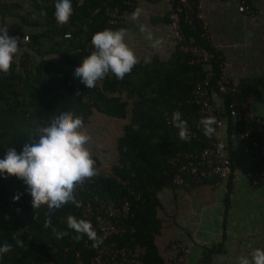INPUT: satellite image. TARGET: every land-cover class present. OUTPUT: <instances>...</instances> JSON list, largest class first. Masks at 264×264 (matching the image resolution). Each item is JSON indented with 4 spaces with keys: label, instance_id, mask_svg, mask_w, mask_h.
Returning <instances> with one entry per match:
<instances>
[{
    "label": "trees",
    "instance_id": "trees-1",
    "mask_svg": "<svg viewBox=\"0 0 264 264\" xmlns=\"http://www.w3.org/2000/svg\"><path fill=\"white\" fill-rule=\"evenodd\" d=\"M55 3L53 0L47 8L38 7V17L30 23L42 31L28 34L29 40L20 44L25 50L16 55L10 73H0V159L8 148L19 153L25 144L38 142L32 133L36 124L43 121L47 125L63 112L82 117L84 124L94 111L126 123L115 141L117 158L110 174L99 172L77 188L81 207L68 203L48 215L44 205L36 212L27 185L15 176L0 173V246L7 242L13 249L0 254V264H75L76 260L88 264L91 252L84 248V237L74 239L77 233L67 227V217L83 219L85 205L94 197L115 203L128 201L132 213L129 224L146 249L143 264H164L154 239L161 228L156 216L160 206L157 194L174 187L166 157L177 152L198 153L215 140L214 135L206 137L200 126L196 138L187 143L180 139L177 128L167 124L177 110L190 126L201 121L200 107L189 102V97L204 77L203 69L189 53L175 46L168 62H139L123 80L109 75L89 89L74 76L75 69L93 50L94 33L121 28L118 16L126 8L124 0H83L81 4L71 0L73 15L63 26L55 20ZM42 11L46 16L40 15ZM112 20L116 23L110 24ZM66 34L69 37H64ZM190 34L197 36L198 32ZM25 35L15 33L12 37L22 40ZM206 47L214 54L210 64L215 77L209 85L215 93L222 60L213 47L207 43ZM256 87L264 89V79ZM221 97L227 103L232 95ZM255 98L264 103V96L255 93ZM227 126L229 136L233 129L243 128L230 118ZM15 196L20 199L14 201ZM48 220L51 227L46 228ZM53 228L68 235L57 239ZM15 239L22 240L23 247L16 246Z\"/></svg>",
    "mask_w": 264,
    "mask_h": 264
},
{
    "label": "crops",
    "instance_id": "crops-1",
    "mask_svg": "<svg viewBox=\"0 0 264 264\" xmlns=\"http://www.w3.org/2000/svg\"><path fill=\"white\" fill-rule=\"evenodd\" d=\"M52 1L0 0V28H8L10 36L41 32L42 28L31 26L30 22L38 17V7L47 8ZM75 1L81 4L83 0ZM250 3L253 16L237 13L232 2H205L200 13L207 25L210 45L221 56L225 74L240 90L237 96L249 98L250 113L264 119V103L255 98V93L264 96V89L256 87L264 79V0H250ZM137 7L143 10L142 14L132 20L131 13ZM167 14L165 0H135L133 8H123L119 13L121 28L127 29V43L139 62L145 63V57H150L151 62L154 59L168 62L174 53L176 45ZM141 25L154 38L163 39L160 48L150 46L147 32L140 31ZM24 50L20 47L17 56ZM213 102L219 104L221 100L214 95ZM227 130L226 122L225 129L218 130L214 136L230 141L232 175L227 181L189 183L162 189L157 194L160 206L156 216L161 228L154 243L162 258L172 241L189 246L187 264H238L239 257L251 258L252 250L264 249V183L254 185L245 179L249 157L243 144L229 136Z\"/></svg>",
    "mask_w": 264,
    "mask_h": 264
},
{
    "label": "built area",
    "instance_id": "built-area-1",
    "mask_svg": "<svg viewBox=\"0 0 264 264\" xmlns=\"http://www.w3.org/2000/svg\"><path fill=\"white\" fill-rule=\"evenodd\" d=\"M165 1L168 6V24L177 48L183 53H189L193 58L192 61L199 63L204 72L202 80L192 89L189 102H194L200 107L198 113L201 119L215 118L216 123L213 125L215 133L225 129L229 118L234 123L242 124V129H233L230 135L235 141L243 144V150L249 157L250 167L244 173V177L254 185L264 183V119L254 117L250 113L249 98L237 96L240 90L230 82L223 70V64L219 67L217 75V92H213L209 81L215 77L210 64L214 54L206 47V43L212 46L207 25L200 13L201 5L205 2L214 4L232 2L235 3L237 13L253 16L254 10L250 0ZM124 4L128 8H133L135 0H124ZM114 23H116L114 20L110 22V24ZM194 30L198 32L197 36L190 34ZM24 37L22 41L27 42L28 35ZM64 37H69V35L66 34ZM213 49L218 53L217 49L214 47ZM210 93H213L212 99ZM219 94L221 96L232 95V97L225 103ZM214 95L221 100V103L213 102ZM167 124L175 127L172 119H167ZM186 125L189 137L187 143H189V140L196 138V130L201 124L199 122L193 126ZM214 139L198 153L177 152L166 157L167 163L171 166L172 186L182 187L189 183L202 184L210 180L225 182L229 179L232 175V160L228 140L215 137ZM82 215L84 220L91 222L97 234L95 242L84 236V248L91 252L88 264H143L146 249L138 242L134 228L129 224L132 213L128 201L115 203L94 197L92 202L86 203ZM189 254L188 245L172 241L165 249L164 264H187ZM75 264L81 263L76 260Z\"/></svg>",
    "mask_w": 264,
    "mask_h": 264
},
{
    "label": "clouds",
    "instance_id": "clouds-1",
    "mask_svg": "<svg viewBox=\"0 0 264 264\" xmlns=\"http://www.w3.org/2000/svg\"><path fill=\"white\" fill-rule=\"evenodd\" d=\"M142 11L137 7L131 13V19L137 20ZM40 15L46 16V12L42 11ZM72 15L71 0H56L54 16L58 25L68 24ZM140 31L147 32L146 39L151 41L153 49L163 45V39L154 38L146 26L141 25ZM127 34V29L124 28L104 29L94 33L91 37L93 50L89 55L83 56L74 76L89 89L95 88L98 82L109 75L123 80L139 63L134 49L127 43ZM21 43L19 37L9 35L8 28H0V73H10ZM144 62L150 63V57H145ZM172 121L180 130V139L187 141L189 137L186 121L178 110L173 113ZM215 123V118L212 117L201 119L200 124L206 137L212 138L214 135ZM32 133L38 137V142L25 144L19 153L15 148H8L4 158L0 159V173L15 176L27 185L32 197V207L36 212L44 205L47 206L48 215L68 203L81 207L82 201L76 198L77 188L99 174L88 147L93 138L84 130L83 118L70 111L63 112L52 118L47 125L43 121L37 123ZM13 199L18 201L20 197L15 196ZM44 227H51L50 220L45 222ZM67 227L77 233L74 237L77 241L84 236L94 242L97 240V234L89 221L68 216ZM53 233L57 239L68 235L66 231H57L55 228ZM15 244L23 247L22 240L15 239ZM12 250V245L7 242L0 246V254ZM250 257H239L238 264H264V249L252 250Z\"/></svg>",
    "mask_w": 264,
    "mask_h": 264
},
{
    "label": "rangeland",
    "instance_id": "rangeland-1",
    "mask_svg": "<svg viewBox=\"0 0 264 264\" xmlns=\"http://www.w3.org/2000/svg\"><path fill=\"white\" fill-rule=\"evenodd\" d=\"M124 120H116L106 117L96 111L84 124L86 130L93 138L88 145L93 159L99 162L98 171L103 175H109L111 166L116 162L115 141L121 134Z\"/></svg>",
    "mask_w": 264,
    "mask_h": 264
}]
</instances>
